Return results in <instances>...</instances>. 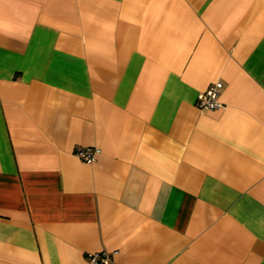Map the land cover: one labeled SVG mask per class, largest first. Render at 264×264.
<instances>
[{
	"label": "crops",
	"instance_id": "0c3cea01",
	"mask_svg": "<svg viewBox=\"0 0 264 264\" xmlns=\"http://www.w3.org/2000/svg\"><path fill=\"white\" fill-rule=\"evenodd\" d=\"M100 252L264 264V0H0V264Z\"/></svg>",
	"mask_w": 264,
	"mask_h": 264
},
{
	"label": "built area",
	"instance_id": "2783aa9c",
	"mask_svg": "<svg viewBox=\"0 0 264 264\" xmlns=\"http://www.w3.org/2000/svg\"><path fill=\"white\" fill-rule=\"evenodd\" d=\"M222 90V83L215 82L209 85L205 90L200 91L196 98V107L201 110H216L223 108L219 97ZM101 150L98 147H76L74 154L80 160L87 164H92L100 155ZM89 264H110L111 257L107 252L89 253L86 256Z\"/></svg>",
	"mask_w": 264,
	"mask_h": 264
}]
</instances>
